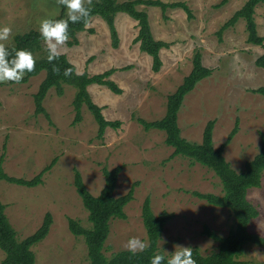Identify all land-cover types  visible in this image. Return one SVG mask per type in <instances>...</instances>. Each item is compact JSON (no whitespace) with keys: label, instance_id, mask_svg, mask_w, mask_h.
I'll return each instance as SVG.
<instances>
[{"label":"rangeland","instance_id":"rangeland-1","mask_svg":"<svg viewBox=\"0 0 264 264\" xmlns=\"http://www.w3.org/2000/svg\"><path fill=\"white\" fill-rule=\"evenodd\" d=\"M160 1L185 2L192 18H187L179 7L167 8L163 13L157 6L137 5V10L147 14L153 37L168 44L160 50L162 66L158 72L152 69L151 56L141 51L135 41L137 21L125 13L114 17L117 48L111 45L107 23L92 16L85 29L76 34V43L60 49L79 74L92 76L115 69L110 79L122 90L120 94L104 85L87 87L92 101L102 107L105 119L120 121L117 128L108 127L101 138L85 104L81 106V121L73 123L74 86L64 84L61 96L55 88L49 89L43 100L47 118L35 112L34 102L44 72L26 83H0V156L4 154V172L29 180L56 159L35 187L0 181V202L17 240L33 234L46 213L52 215L48 235L31 248L34 264H89L84 238L75 236L68 225V220L73 219L84 228L91 226L74 187L75 170L95 196L104 186L103 168L123 166L115 197L134 188L133 199L124 208L126 218L110 221L103 249L106 258L127 250L125 244L130 238L147 242L141 215L145 198L150 199L155 215L162 211L174 214L158 242V250L168 258V253L179 250L176 246L210 254L217 250L218 243L203 234L204 227L226 236L234 225L229 210L214 207L193 193L220 195L221 183L214 172L188 158L173 157V148L165 144V133L146 131L138 118L154 121L164 116L168 95L190 72L194 50H200L204 66L212 73L199 81L182 103L178 112L181 136L200 143L207 122L213 120L212 139L218 148L237 120L238 131L223 155L234 170L242 171L259 152L264 135V96L252 92L264 87V69L255 64L264 47L246 42L243 19L218 34L222 24L246 0H228L224 5H218L222 0ZM60 12L56 0H0V27L10 26L13 32L8 41L0 43L13 45L15 35L38 30L43 19ZM254 20L258 34L264 38V3L255 8ZM47 54L43 42L37 56ZM247 199L259 210L249 231L264 237V173L261 186L249 189ZM4 257L0 249V263ZM240 260L264 264V247L246 245Z\"/></svg>","mask_w":264,"mask_h":264},{"label":"trees","instance_id":"trees-1","mask_svg":"<svg viewBox=\"0 0 264 264\" xmlns=\"http://www.w3.org/2000/svg\"><path fill=\"white\" fill-rule=\"evenodd\" d=\"M228 0H222L218 5H224ZM264 0H246L245 3L236 10L232 16L222 24L218 34L221 35L226 29L233 27L239 19L245 21L247 32L246 42L256 46L264 47V38L258 34L254 20L255 8ZM157 6L164 13L167 8L179 7L186 13L187 18H192L191 11L185 2H162L160 0H92V5L85 4V7H91V12L87 18V23L92 16L101 17L108 25L111 45L118 47L119 38L115 28L114 17L117 13H125L137 21L138 33L135 41L139 43L141 51L152 58V69L158 72L162 66L160 50L167 47V43L156 40L151 32L148 16L145 12L137 10V5ZM61 6V12L52 20L67 19L66 7ZM81 21L76 24L69 22L68 45L76 43V34L85 29L86 24ZM14 44L5 46L11 53L9 59L14 56V50L30 51L36 59L35 70L26 72L19 83H26L31 77L45 73V77L40 83L37 92L34 94L35 112L49 115L43 107L49 89L55 88L59 96L63 94V85H71L76 88L75 96L72 101L75 110L73 123H79L82 119L81 106L86 105L91 112L97 126L98 137H102L108 127L117 128L120 125L119 120H106L102 107L94 103L88 93L87 87L91 84L104 85L113 93L120 94L122 90L110 79L115 69L110 68L102 73L89 76L87 73H77L74 65L68 61L66 55L60 54L57 60L51 64L47 56L38 57L41 52L43 39L38 30H30L23 34L15 35ZM192 67L190 72L184 77L182 83L177 89L168 95L166 111L162 118L154 121H146L138 118L144 129H157L165 133V144L173 148L172 156H182L190 159L194 163L210 169L219 178L222 187V193L215 195L213 193L193 192L194 195L206 201V203L219 208H226L233 217L234 225L230 228L226 236L216 234L207 226L204 227L203 234L215 240L218 243L217 250L202 255L197 248H193V259L197 264H247L240 260L243 251L248 244L264 247V237L249 231L251 221L259 216V210L247 199L249 189L261 186V178L264 173V135L261 136L260 150L253 159L247 161L242 171L234 170L225 159L223 152L226 145L238 131V121L229 132L225 142L218 148L213 144V124L214 121L207 122L200 143H194L181 136V129L178 125V112L187 94H189L199 81L211 75L212 70L205 67L202 62V53L200 50H194L192 56ZM53 64L60 69L59 74L52 71ZM258 67L264 69V53L255 60ZM72 69L70 76H65L64 70ZM127 69V67L122 68ZM264 96V87H258L252 90ZM4 154L0 156V181L5 180L9 183L35 187L42 181L43 173L52 168L56 162L54 159L48 166L40 171L35 177L29 180L8 176L3 170ZM123 166L118 165L112 169L103 168L104 186L98 195L91 194L86 188L79 171H74V187L81 198L84 208L88 212V221L90 228L82 227L76 220L69 219L68 225L70 231L75 236L84 238L89 264H150L151 258L156 254H162L158 250V242L161 238L165 225L171 221L174 214L167 211L155 215L151 209L150 199L145 198L142 204V221L147 235V242L150 247L143 252L135 254L128 250H120L106 258L103 253L105 242L110 231V221L112 219H125L124 212L133 199L134 188L131 187L125 194L115 197L114 191L116 183ZM52 224V215L48 212L44 215L40 227L30 236L19 241L16 238V232L9 223L5 215V207L0 202V249L5 253L4 259L0 264H34L35 254L32 246L41 242L48 235ZM163 255V254H162ZM169 258L165 256L162 264H167Z\"/></svg>","mask_w":264,"mask_h":264},{"label":"clouds","instance_id":"clouds-1","mask_svg":"<svg viewBox=\"0 0 264 264\" xmlns=\"http://www.w3.org/2000/svg\"><path fill=\"white\" fill-rule=\"evenodd\" d=\"M58 5L65 6L67 9V19H43L39 25V33L45 44L48 53L47 60L51 64L60 56V49L67 45L69 36V22L72 24L84 21L87 23V18L90 15L91 7H85V4L91 6L92 0H56ZM13 36L12 28L10 26L0 27V41H8ZM14 56L9 59L11 53L6 49L4 43H0V83L14 82L19 83L26 72L35 70L36 59L33 54L27 50H14ZM52 71L54 74H59L60 69L53 64ZM71 68L64 70L65 76H70ZM150 247L146 241L139 238H130L125 244V248L135 254L143 252ZM177 251L168 253L169 259L167 264H197L193 259V249L191 247L176 246ZM165 252V251H163ZM167 253V252H165ZM165 256L156 254L151 258L150 264H162Z\"/></svg>","mask_w":264,"mask_h":264},{"label":"crops","instance_id":"crops-1","mask_svg":"<svg viewBox=\"0 0 264 264\" xmlns=\"http://www.w3.org/2000/svg\"><path fill=\"white\" fill-rule=\"evenodd\" d=\"M191 142V141H190Z\"/></svg>","mask_w":264,"mask_h":264}]
</instances>
